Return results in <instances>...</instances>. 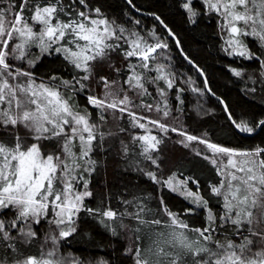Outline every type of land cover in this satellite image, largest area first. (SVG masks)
I'll return each mask as SVG.
<instances>
[{
	"label": "snow or ice",
	"instance_id": "obj_1",
	"mask_svg": "<svg viewBox=\"0 0 264 264\" xmlns=\"http://www.w3.org/2000/svg\"><path fill=\"white\" fill-rule=\"evenodd\" d=\"M127 3L134 7L132 0H127ZM202 4L222 20L219 26L221 33L227 34L223 50L231 56L254 59L255 53L241 38L256 37L264 45V0H202ZM181 7L194 22L199 13L193 8V0H185ZM135 23L139 24V21ZM149 35L154 37L155 33ZM33 47L41 55L61 54L78 70V74L72 80L53 75L47 81L37 82L39 78L30 70L16 67L14 63L23 61L34 67L39 57L28 58ZM167 47L159 39L148 43L139 32L110 20L99 7L90 6L88 0H68L67 4L64 0H19L15 5L0 8V128L5 130L0 136H12L11 142L0 139V216L4 211L14 210L12 219L0 218V241L14 239L12 232L15 231L29 242L37 236L29 221L39 224L41 218L50 213L53 217L50 223L59 229V238L70 237L76 231V217L85 198L92 195L88 181H83L82 190L80 181L85 172L94 171L95 161L91 160L93 142L104 138L105 133L100 131V126L105 121V113L110 111L114 117L117 112L127 114L133 128L144 130L143 135L133 136L132 140L133 143L140 142L141 154L152 164H157L152 153L159 150L163 137L171 131L182 137L179 143L185 147L193 141L202 145V149H195L196 155L203 152L202 158L214 165L223 177L218 186L210 188L213 194L223 198V215L219 218L200 194L198 181L191 177L180 180L176 173L167 178L163 174L158 177L152 171L145 175L154 184L181 196L193 207L185 209L183 214L176 213L160 196L159 208L155 211L140 198H137L135 212L88 208L87 211L98 215L106 226V220L122 221L126 216L136 221L137 226L130 230L137 233L138 240L139 234L143 233L148 238V247L143 251L137 247L134 264H264V228L259 227L264 224V158L261 156L264 148L237 150L225 147L210 141L207 135H190L160 119L138 115L133 110H155L162 117L170 115L167 93L163 89L159 94L164 107L158 104L153 109L143 101L134 103L124 88L126 85L137 97H142L147 94L146 84L163 80L171 89L174 83L170 79L172 74L165 72V66L155 64L154 69L150 67L155 62L157 49ZM117 50L128 61L123 84L101 76L97 83L102 87V94L92 93L86 97L88 104L100 113L97 123L92 121L87 109L76 110L72 95H66L62 89L91 92L86 82L94 79L95 64L108 60L110 54ZM131 58H136L137 62L131 63ZM260 63L264 65V60ZM137 68L142 71H137ZM153 70L158 75L149 77L148 72ZM114 71L120 73L121 69L114 68ZM231 71L237 77L242 75L236 68ZM224 108L227 112V105ZM228 117L234 128L244 134L264 128V119H241L237 122L231 113ZM18 126L28 130L33 143L27 144L22 140ZM153 129L163 135L153 134ZM42 140L55 141L59 151L45 154L40 147ZM77 146L78 153L73 151ZM123 147L127 151V145ZM225 159L227 164L222 165ZM78 169L81 170L79 173ZM189 180L197 191L188 188ZM124 203L132 205L133 201ZM197 209L205 210L206 224L203 228H190L182 216ZM145 216L154 218L145 219ZM217 219L220 224L233 226V235L239 238V242L227 237L225 243L213 240L219 226ZM119 226L128 227L122 222ZM45 239H51L52 248L47 251L41 249L39 255L25 256L15 264H66L65 259L58 256L57 236ZM7 248L15 250L14 245H7ZM0 264H7V261L0 259ZM70 264L81 262L72 260Z\"/></svg>",
	"mask_w": 264,
	"mask_h": 264
},
{
	"label": "trees",
	"instance_id": "obj_2",
	"mask_svg": "<svg viewBox=\"0 0 264 264\" xmlns=\"http://www.w3.org/2000/svg\"><path fill=\"white\" fill-rule=\"evenodd\" d=\"M18 2L19 0H0V8ZM88 2L90 6L99 7L110 20H115L117 24L131 31L139 32L148 43H154L159 39L168 45L167 48L157 51L155 62L150 67L154 69L155 64L165 66L164 70L172 74L170 79L174 83L171 89L167 88L163 80L155 84H146L147 94L142 97H137L126 85L124 88L133 98L134 103L143 101L146 105H152L153 109L158 104L164 107L159 94V90L163 89L167 93L166 100L170 115L162 117L155 110L148 112L133 108L138 115L160 119L161 122L182 129L190 135L197 137L207 135L210 141L225 147L237 150H251L257 146L264 148V128H257L252 135H243L234 128L222 103L207 91L201 73L185 60L174 38L153 15L161 18L175 35L184 54L203 71L210 90L225 102L229 113L237 122L241 119L249 121L264 119V75H262L264 65L260 63L264 60V45L258 38L242 37L250 51L255 53L254 59L228 55L223 50L226 47L227 34L221 33L219 27L222 20L216 13L208 12L201 0L193 2V8L199 13L194 18V22L181 7L184 0H132L134 7L130 6L127 0H88ZM64 3L67 4L68 0H64ZM77 7L83 10L79 4ZM136 21H139V24H136ZM152 32L155 33L154 37L149 35ZM36 57L39 59H36L34 67L23 61L14 63L16 67L30 70L39 78L37 82L47 81L53 75L64 80H72L78 74V70L65 61L59 53L41 55L39 50L33 47L28 58ZM130 62L136 63L137 60L131 58ZM127 64L128 61L124 60L121 52L114 51L108 60L95 64L94 79L86 82L91 92H81L78 89L74 92L62 90L66 95H72L76 110L87 109L92 121L99 123L100 113L88 104L86 97L92 93L102 94V87L97 83L101 76L107 77L110 81L118 80L123 84L126 79ZM114 68L121 69L120 73L115 72ZM233 68L241 70L242 75L235 76L231 71ZM137 71L142 69L137 68ZM79 74L83 75V73ZM157 75V72H148L149 77ZM4 131L0 128V133ZM8 131L11 132V129ZM100 131L104 132L105 136L102 140L93 142L91 160L95 161L94 171L85 172L83 176V180L88 181L92 195L85 198L84 205L76 217V231L70 237L59 238V229L49 221L50 214L42 217L39 224L29 221L37 236L25 242L13 231L14 239L0 241V259L6 260L7 264H15L25 256L39 255L41 249L44 250L52 245L51 240L45 238L55 235L58 238V256L63 257L66 264H70L72 260H79L81 264H134L137 247L142 251L148 247L146 243L148 238L144 241L139 237L138 240L137 233L130 230L137 226L136 221L130 216L124 217L122 221H107L105 218L106 226L105 223H101L98 215L89 213L87 209L99 207L112 208L118 213L125 210L135 212L137 198H140L155 211L159 208L160 196H163L165 204L173 212L183 214L185 209L193 207L181 196L167 189H160L159 185L154 184L145 175L148 171L156 172L158 177L163 174L167 178L172 173H176L180 180L185 177L193 178L199 182V192L208 201V208L217 218L223 215V198L217 197L210 191L211 186H218L223 177L218 174L214 165L202 158L203 152L200 156L196 155L195 149L198 147L202 149V145L193 141L185 147L179 143L182 137L178 133L169 131L167 136L163 137L159 150L152 153L159 165L157 168V164H152L141 154L140 142L133 143L132 137L143 135L144 130L133 128L129 124L127 114L121 115L117 112L114 117L110 111L106 112ZM18 134L25 143L34 142L27 129L18 126ZM153 134L163 135L156 129H153ZM0 139L11 142L12 136H0ZM124 145H127V151L124 150ZM40 147L45 154L59 151V145L55 141L42 140ZM75 151L78 153V146ZM261 156L264 158V154ZM79 171L81 170L78 169L77 173ZM188 188L193 192L197 191L191 180ZM124 201H133V204L127 205ZM205 215V210L197 209L192 214L183 215L182 218L190 228H203L206 224ZM13 216L14 210L4 211L0 218L10 220ZM121 222L128 227L121 228L119 226ZM217 223L219 226L213 234L214 241L225 243L227 237L239 242V238L233 235L234 229L230 223L220 224L219 219ZM259 227L264 228V224ZM245 234L247 235L246 232ZM7 245H14L15 250L7 248ZM128 249L132 251L129 252Z\"/></svg>",
	"mask_w": 264,
	"mask_h": 264
},
{
	"label": "water",
	"instance_id": "obj_3",
	"mask_svg": "<svg viewBox=\"0 0 264 264\" xmlns=\"http://www.w3.org/2000/svg\"><path fill=\"white\" fill-rule=\"evenodd\" d=\"M153 16H155L156 18L158 17L157 15H153ZM159 18V17H158ZM158 21L161 23V21L163 22V20L161 19V18H159L158 19ZM162 25H163V27L167 30V32H169V28L167 27V25L163 22V23H161ZM166 26V27H165ZM169 34L174 38V40H175V42L178 40L176 37H175V35L170 31L169 32ZM177 44V43H176ZM177 47H178V50H179V52L181 53V55L185 58V60L189 63V64H191L192 66H194L200 73H201V75H202V77H203V79H204V81H205V85H206V89H207V91L210 93V95H212L213 97H215V98H217L221 103H222V105H223V107L226 105L225 104V102L221 99V98H219L217 95H215L211 90L209 91V89H210V87H209V84H208V81H207V79H206V77H205V75H204V73H203V71L195 64V63H193L185 54H184V52H183V50H182V48H181V45H180V43L179 44H177ZM225 109V108H224ZM227 115H228V113H229V110H228V108H227ZM237 130V129H236ZM238 131V130H237ZM239 132V131H238ZM239 133H241V132H239ZM241 134H243V135H252V134H244V133H241Z\"/></svg>",
	"mask_w": 264,
	"mask_h": 264
},
{
	"label": "rangeland",
	"instance_id": "obj_4",
	"mask_svg": "<svg viewBox=\"0 0 264 264\" xmlns=\"http://www.w3.org/2000/svg\"><path fill=\"white\" fill-rule=\"evenodd\" d=\"M194 1H196V0H193V2ZM202 1V0H201ZM184 2H185V0H184ZM242 39V38H241ZM159 49H157V51H158ZM154 71V70H153ZM155 72V71H154ZM165 72H166V70H165ZM198 144V143H197ZM74 151H75V148L73 149ZM223 164H227V159H225L223 162H222V165ZM83 181L84 180H82V181H80V185H81V190H82V184H83ZM254 213H255V211H254ZM51 218L49 219V221H51L52 219H53V217H52V215H51V213H50V215H49ZM139 237L140 238H143V240L145 241L146 239H147V237H144V235H143V233H141V234H139ZM140 238H139V240H140ZM146 238V239H145ZM51 240V239H50ZM52 242V241H51ZM146 243L148 244V241L146 240ZM52 246L53 245H49V246H47L45 249H44V251H47L48 249H50V248H52ZM56 247H57V245H56Z\"/></svg>",
	"mask_w": 264,
	"mask_h": 264
}]
</instances>
